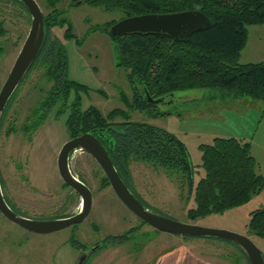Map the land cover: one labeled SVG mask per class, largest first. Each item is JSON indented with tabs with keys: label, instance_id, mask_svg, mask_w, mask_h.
<instances>
[{
	"label": "rangeland",
	"instance_id": "1",
	"mask_svg": "<svg viewBox=\"0 0 264 264\" xmlns=\"http://www.w3.org/2000/svg\"><path fill=\"white\" fill-rule=\"evenodd\" d=\"M74 2L77 0H73ZM42 12L51 7L46 0H37ZM58 0L60 16L71 22L72 38H63L66 27L55 25L52 33L60 37L68 56V76L84 83L81 105L97 106L102 113L114 107L125 108L119 98L122 89L128 97L132 87L127 71L116 66L115 49L110 36L100 28L91 29L123 15L119 9H104L87 2ZM0 21L5 32L0 35V87L29 30V11L15 0H0ZM247 39L238 61L264 59V23L247 24ZM78 38V39H76ZM43 67L33 66L19 84L0 124L1 187L8 204L17 213L43 219L68 215L80 207V196L61 178L57 155L69 138L64 117L51 109L33 123L38 101L50 86ZM139 85V84H138ZM211 87H183L162 95L157 108L162 115L148 117L132 110L131 118L145 120L178 135L187 145L195 167V181L203 174L200 166L201 142H210L216 135L235 136L250 142L257 172H264V106L260 99L249 96H221ZM73 89L69 96H72ZM118 118V117H117ZM31 125V126H30ZM72 172L92 189V207L85 218L50 232L37 233L25 229L0 213V264H76L82 251L87 253L83 264H148L174 244L185 243L201 256L233 264H249L239 248L214 236L171 233L143 221L115 194L110 184L101 185L104 174L87 151L77 148L69 157ZM131 185L147 205L178 220L222 227L248 234L264 252V237L253 234L247 226L249 212L264 206V187L239 205L220 212L189 218L187 208L194 206L193 196L185 198L178 178L150 162L131 159ZM132 228L130 237L117 244L90 247L108 234H121ZM70 235L80 242L71 244Z\"/></svg>",
	"mask_w": 264,
	"mask_h": 264
},
{
	"label": "trees",
	"instance_id": "2",
	"mask_svg": "<svg viewBox=\"0 0 264 264\" xmlns=\"http://www.w3.org/2000/svg\"><path fill=\"white\" fill-rule=\"evenodd\" d=\"M15 1L28 11L21 0ZM46 1L51 8L43 13L44 34L29 70L36 65L43 67V73L51 83L33 109L36 113L34 124L55 108V113L64 117L69 137L83 132L93 133L101 141L124 182L146 205L130 183L129 162L133 158L163 167L169 175L178 178L180 194L186 189L185 198L193 196L195 204L187 208L189 218L239 205L264 187V172L256 170L249 141L216 135L210 142H201L200 166L204 171L195 181V167L185 142L166 128L132 119L130 113L139 110L148 117L162 115L165 112L157 108V103L147 99L146 92L158 97L183 87L216 88L221 91V96H249L260 99L264 106V59L238 61L247 39V24L264 23V0H82L108 10L119 9L123 12L121 17L197 8L210 20L209 25L180 37L163 31L110 34L108 27L121 17L93 25L90 30L100 28L110 36L116 66L129 68L127 78L132 87L130 97L122 89L119 90V98L125 108L117 106L105 114L94 104L82 107L80 92H87L88 87L68 76L65 44L52 33L53 26L65 24L63 38L74 37L71 22L60 16L61 9L55 6L58 0ZM4 32L5 27L0 21V35ZM28 71L20 83L27 77ZM17 87L4 106L0 124ZM71 89L73 94L69 96ZM101 182L103 186L109 184L105 175L101 177ZM249 213L248 229L264 237V206ZM131 229L121 234H108L96 244L99 247L123 242L130 237ZM68 241L71 244L80 242L73 235ZM235 245L249 263L244 251Z\"/></svg>",
	"mask_w": 264,
	"mask_h": 264
},
{
	"label": "water",
	"instance_id": "3",
	"mask_svg": "<svg viewBox=\"0 0 264 264\" xmlns=\"http://www.w3.org/2000/svg\"><path fill=\"white\" fill-rule=\"evenodd\" d=\"M21 1L29 11L31 22L19 52L0 87V119L8 98L32 65L44 34L43 12L37 0ZM81 1L77 0L75 3ZM209 23V17L202 10L189 8L172 12H149L123 16L113 22L108 27V31L113 35L132 31H163L174 37H180L194 29L207 26ZM146 97L155 103L162 100V95L152 97L147 92ZM75 148L83 149L92 155L118 198L146 223L159 230L181 235L214 236L228 239L244 251L250 264H264V252L246 233L178 220L147 206L127 186L101 141L91 132H83L66 139L57 155V168L61 178L80 196V207L76 212L43 219L17 213L6 201L0 182V213L25 229L37 233L50 232L82 221L92 207L93 194L91 187L76 176L69 166V157ZM97 247L98 244H95L89 250L92 251ZM86 257L87 253L83 250L76 264H83Z\"/></svg>",
	"mask_w": 264,
	"mask_h": 264
},
{
	"label": "crops",
	"instance_id": "4",
	"mask_svg": "<svg viewBox=\"0 0 264 264\" xmlns=\"http://www.w3.org/2000/svg\"><path fill=\"white\" fill-rule=\"evenodd\" d=\"M152 264H233L224 260H217L201 256L185 243L174 244L164 249Z\"/></svg>",
	"mask_w": 264,
	"mask_h": 264
},
{
	"label": "bare ground",
	"instance_id": "5",
	"mask_svg": "<svg viewBox=\"0 0 264 264\" xmlns=\"http://www.w3.org/2000/svg\"><path fill=\"white\" fill-rule=\"evenodd\" d=\"M75 149H77V148H75ZM75 149H74V150H75ZM74 150H73V151H74Z\"/></svg>",
	"mask_w": 264,
	"mask_h": 264
}]
</instances>
